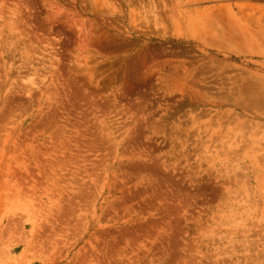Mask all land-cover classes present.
<instances>
[{
  "label": "rangeland",
  "instance_id": "rangeland-1",
  "mask_svg": "<svg viewBox=\"0 0 264 264\" xmlns=\"http://www.w3.org/2000/svg\"><path fill=\"white\" fill-rule=\"evenodd\" d=\"M0 264H264V0H0Z\"/></svg>",
  "mask_w": 264,
  "mask_h": 264
}]
</instances>
